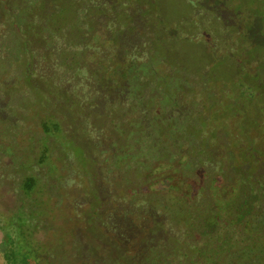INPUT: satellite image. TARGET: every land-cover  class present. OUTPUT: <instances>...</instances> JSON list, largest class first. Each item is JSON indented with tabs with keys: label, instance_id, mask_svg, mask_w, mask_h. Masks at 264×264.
I'll list each match as a JSON object with an SVG mask.
<instances>
[{
	"label": "rangeland",
	"instance_id": "374dc122",
	"mask_svg": "<svg viewBox=\"0 0 264 264\" xmlns=\"http://www.w3.org/2000/svg\"><path fill=\"white\" fill-rule=\"evenodd\" d=\"M7 3L8 0H3L4 5ZM9 3L10 14L22 13L21 28L27 29L25 35L16 33V38L22 45L21 59H31L24 52L23 41L28 40L34 53L39 51L32 58L33 68L30 65L31 68L25 72L32 77L34 87H41V90L37 88L38 91L35 92L31 85L19 83L16 68L24 74L25 65L21 64L23 61L14 64L11 71L1 77L0 264H15L14 250L23 247L25 241L27 244L21 257L26 250H31L37 256V264H79L80 258L77 254L74 257L79 261L74 258L66 261L77 242H81L84 251L91 247L98 250L103 242L98 240L96 233H105L111 227L108 224L114 220L111 217L110 221L100 224L93 213L90 215V196L94 188L90 187L89 178L96 164L92 169L87 167V172L84 164L79 168L76 153H83L82 147L87 136L76 122L66 121L68 112L73 118V108L77 109L81 105L79 100L84 76L80 71L91 77L89 71L100 67V74L107 77L114 68H125L129 70V79L139 77L144 88L151 91L155 90L157 83L170 88L169 84L174 80L172 85L178 94L174 95V102L171 104L173 109L182 117L191 113L198 116L200 113L207 126L200 135L191 125L195 118H187L188 121L181 124L182 131L175 135V141H178L175 152L183 149L182 144L188 135L198 138L196 134H199L197 157H208V153L213 151L217 155L215 161H220L222 166H215L214 162L207 161L204 156L202 165L187 169V153L183 151L171 163L170 152L167 154L160 150L159 157L153 160L152 175L158 178L161 175H166L167 178L176 175L174 180L179 181L176 184L178 188L175 185L178 190L176 194L190 195L188 200L185 199L187 206H198L205 200L206 193L194 189V185L201 179L206 182L205 185L210 183L209 180H216L221 185L223 196L220 195V200L229 201L230 198H238L237 195H242V198L252 196L245 185L244 192L239 193L243 180L239 173L232 171L230 162L245 159L241 148L247 147V141H252L261 150H253V153L257 154L256 158L261 164L264 163V154H261L264 152V128L259 125L264 121V0H9ZM96 11L98 12L95 14ZM81 20L87 21L88 25L91 20L98 22L96 30L83 34V39H86L76 47L77 50L85 52L82 58L75 60L84 66L82 70L79 64L68 57L65 56V62H61L57 55L50 53L48 45L53 35L42 31L46 28L55 30H52L53 41L61 46L68 36H72V32L80 31L77 28L82 25L79 22ZM13 28L11 17L0 18V36H7L8 30ZM65 53L70 57H78L72 51L66 50ZM0 54L4 57L6 52ZM150 55L155 60L153 70L157 72V80L150 79L139 68L133 67V62L151 63L148 60ZM117 63L118 67L115 65ZM65 72L72 73L64 88L73 96V108L70 105L64 108L63 102L55 104L58 98L69 103L72 101V97L61 94V88H56L62 86L59 77ZM8 78L10 83L5 82L9 81ZM127 81H123L125 85ZM103 94L106 95V92ZM143 96H148L146 91ZM8 101L14 106L8 105ZM129 102V97H125L121 106V109L129 113L128 118H153L157 115L152 108L154 99L148 103L152 109L147 106L148 110L142 112L127 111ZM256 114L259 115L257 128L251 124ZM116 117L124 118L123 115ZM103 118L101 115V120ZM56 121L62 123L64 135L46 136L49 141L44 136L41 138L44 134L43 125ZM171 125V122H167L160 128L164 130ZM103 127L107 132L102 130L103 137L94 140L104 144L105 148L115 147L114 138L121 144L127 138L126 141L134 145L135 136L121 134L119 131L115 133L112 126L106 124ZM221 133L222 140L214 138L213 134ZM162 136L166 138L164 131ZM202 136L211 138L213 146L206 149L205 144H202ZM173 142L171 138H166L164 145L171 146ZM130 146H127L126 151ZM187 146L185 143V147ZM136 149L143 151L139 144ZM59 155L62 156L61 159L58 158ZM84 156L88 163L95 158L101 164L104 162L103 166L107 168L105 160L99 159L100 153L94 151L93 147ZM41 157H46L44 164L39 162ZM253 160L254 156L245 164L249 165ZM61 165L66 170L59 171ZM99 167L100 165L97 169ZM210 167L213 169V177L208 179L204 171ZM67 168L76 169L73 172L67 171ZM244 169L246 170V166ZM259 170L263 173L264 168ZM33 175L39 179L40 186H36L34 192L26 195L23 181ZM258 175L259 172L252 178L255 179ZM56 178L60 180L55 181ZM94 185L97 189L99 183ZM109 208L108 205L107 209ZM22 211L32 212L31 224L19 220ZM109 213L110 210L105 214ZM181 216L186 218V214ZM238 218L235 214L228 216L229 221L233 222L229 224L232 229L245 236L251 234V226L244 222L246 218L243 221ZM92 225L95 229L98 228L97 232ZM93 233L95 236L92 238L90 234ZM109 235L114 236L107 234L108 237ZM129 235L126 237L130 238ZM260 235L264 239V235ZM120 243L126 247L129 242L121 238ZM198 245L202 247L201 240ZM187 255L184 253L182 259L185 260ZM193 260L200 262L201 258L194 256ZM253 261V264H264V260L253 258ZM220 264L226 263L223 261Z\"/></svg>",
	"mask_w": 264,
	"mask_h": 264
},
{
	"label": "trees",
	"instance_id": "16d2710c",
	"mask_svg": "<svg viewBox=\"0 0 264 264\" xmlns=\"http://www.w3.org/2000/svg\"><path fill=\"white\" fill-rule=\"evenodd\" d=\"M0 7H2L0 18L11 17L14 22V28L8 30L7 36H0V52H6L4 57H1L0 54V82H2L1 77L4 73L7 71L10 72L14 64L23 61L21 64L25 65L24 74L16 68V77H18L19 83L31 85L30 87H33L35 92L38 91L37 88L41 90V87H34L32 77L25 72L31 68L30 65H32L33 57L39 51L34 53V50L29 46L28 40L23 41L24 52L31 57V59L25 58L26 61H24L21 59L20 54V49L22 48L20 47L22 46L21 41L16 38L17 32L22 35H25L27 32V29H22L20 24L23 14L16 12L10 14L9 0L6 5L3 4V0H0ZM79 22L82 23L77 28L80 31L72 32V36H68L65 43L60 44L61 46L53 41V31L55 30H47L48 28L42 30L51 36L53 35L48 45L50 47L49 52L57 55L61 62H65L63 59L65 56L74 62L82 58L83 54L85 55V52L77 50L76 47L81 45L84 39H86V37L83 39V34L96 30V23H98L96 20H91L89 25L87 21L84 22L81 20ZM16 28H18V31ZM42 39H45V37L42 36ZM66 50L74 52L78 57H70L65 53ZM152 55L148 57L151 63L149 61L148 63L133 62V67L139 68L150 79L157 80L159 78L157 72L153 70V66L155 65L153 61L155 60L151 58ZM74 63L79 64L81 70L84 67L81 62L75 61ZM115 65L118 67V63ZM121 66L123 67L122 64ZM68 68L70 69V65L67 66ZM100 70V67L95 68L93 71L91 69L89 71L91 72V77H87L83 71H80L84 76L82 81L84 83L79 100L81 105L77 109L73 108L74 102L71 92L67 88H64L70 80L72 73L65 72L60 74L59 79L62 81V86H56V88L62 89L61 94H64L68 98L72 97V101L69 103L58 98L55 104L59 105L63 102L64 108L70 105L74 109L72 111L73 118L66 111L68 112L66 118L67 123L76 122L80 130L87 136L85 145L82 147L83 153H76L77 163H80L79 168L84 164L85 172H87V167L92 169L96 164V168H94L92 171L93 174L89 178L91 183L90 187L94 188L90 196V215L93 213L100 224H105V222L110 221L111 217L114 219L108 224L111 227H108L105 233H96L98 240L103 242V245L98 250H94L91 247L90 250L88 248L84 251L81 242H77L72 253L66 258V261L69 262V258H74L76 261H79L77 257H74L75 254L80 258L79 264H186V261H188V264H220L223 261L226 264H250L251 262L253 264V258L256 260H264V239L260 235H264V171L262 173L259 170V168H264V163L261 164V161L256 158L257 154L253 153V150L257 152L261 150L255 147L252 141H247V147L241 148V153L245 155V159H235L230 162L232 171L239 173L243 180V185L239 188V193H241L240 191L244 192L247 188V191L252 195L250 198H247L245 193L246 198H242V195H237L238 198H230L229 201L220 200L221 196H223V191L220 189L221 185L216 180H209L210 183L205 185L206 182L200 178L204 183L199 180V183L194 185V189L204 191L206 198L202 195V198H205V200L199 203L198 206H191L190 204L187 206L185 199L187 198L186 200H188L190 195L176 194L178 191L176 190L178 188L176 184L179 182H175L174 180L176 175L170 178H167L166 175H161L159 178L156 175H152L154 170L153 160L159 157L160 150H163L167 154L170 152L171 157L169 162L172 163L176 161L175 156L179 155L180 157L184 151L187 153V161H185L187 169H192L194 165L195 167L202 165L204 159L212 163L214 162L215 166L221 168L222 163L215 161L217 155L213 151H210L207 157L203 155L204 149L202 157L204 158L205 156V158L197 157V152H199L197 150V141L200 138L199 134H196L198 138H193L191 135H188L182 144L183 149L178 153L175 152L178 146V141H175V135L182 131L181 124L187 122V118L189 119L193 116L195 119L191 121V125L194 127V131H198L202 135L201 133L204 132V128L207 127L204 118L201 117L200 113L198 116L191 113V115L182 117L173 109L171 104L174 102V95L176 96L178 94L172 85L175 82L174 80L169 84L170 88L157 83L155 90L151 91L148 88H144L143 82L139 80V77L135 76L129 79L128 69L124 68L119 70L114 68L107 77L100 74ZM20 73L22 74L20 75ZM8 80L5 82L10 83L9 78ZM124 80H128L126 85L123 82ZM53 84L56 85L55 83ZM71 84L73 85V83ZM145 91L147 92V97L143 96ZM11 92L10 90L9 93ZM104 92H106V95H109H104ZM125 97H129L130 99V107L127 111L130 110L133 112L148 110L150 108L148 103L151 99H154L152 108L156 110L157 115L153 117L154 119L150 117H140L138 119L134 117L128 118L129 113L121 109L122 100ZM158 103L161 104L158 105ZM7 104L11 105V107L14 106L9 101ZM100 114L104 117L103 120L105 121L101 120ZM117 115H123L124 118L117 119ZM258 119L259 115L256 114L252 119L254 121L251 123L256 128ZM167 122L172 123L169 128H165L164 130L160 128L164 127V124H167ZM102 123L112 126L115 133L119 131L121 134L129 133L131 136H135L136 141L134 145L128 143L126 141L127 138L124 140L125 144H121L113 137L115 139V147L105 148L106 146L104 144L94 140L103 137L101 131L105 128ZM259 125L264 128V121L261 124L259 123ZM43 126L44 134L41 138L44 136L47 141L49 140L46 136L60 137L64 135L62 133L64 131L62 129V123L60 122L45 123ZM163 131L166 138H171L174 141L171 146L164 145L166 138L162 136ZM214 134L217 133L214 132ZM214 134V138L222 140L223 137L221 135L223 133L219 135ZM86 140L90 141V143ZM185 143H187V147H185ZM138 144L141 145L143 151L136 149ZM202 144H205L206 149L213 146L211 138L207 139L203 137ZM128 145L131 146L126 151ZM61 147L62 149L64 148L63 146ZM91 147H93L94 151L100 153L99 159L105 160L107 168L103 166L104 162L101 164L95 158L88 163L84 155L89 153V148ZM45 149L48 150V147L45 146ZM261 154H264V152ZM258 155L260 156V154ZM252 156H254L253 162L246 165L245 163L247 161L250 162L249 160ZM61 157L59 155L58 158L61 159ZM45 158L41 157L39 162L44 164L46 162ZM260 164L261 166H259ZM63 165H61L62 168H59V171L66 170ZM99 165L100 167L97 169ZM245 166L246 170L244 169ZM75 169L67 168V171L73 170L74 172ZM212 171V167L205 168L204 175L208 176V179H211L213 177ZM220 171L223 175H226L223 173V169H220ZM258 172V177L253 179ZM37 179L35 175L24 179L23 187L26 195L34 192L36 186H40V181L39 179L37 181ZM57 180L60 179L56 178L55 181ZM95 183H99L97 189V186L94 185ZM101 183H103L102 186ZM56 186L58 185L56 184ZM211 200L214 201L212 202ZM108 205L110 207L109 209H107ZM193 208L196 210L194 211ZM201 209H204V211ZM109 210L111 213L105 214ZM21 214L22 216L19 220L24 221L26 224L28 222L31 224L30 221L33 219L32 212L25 213V211H22ZM182 214H186L185 219L182 218ZM230 214H235L241 221L246 218L244 222L246 225L251 226L249 229L251 234L245 236L240 232H238L239 234L236 233L232 229V225H229L231 221H229L228 216ZM231 223L233 224V222ZM91 227L97 232L98 228L95 229L93 225ZM107 234H113L114 236L109 235L108 237ZM128 235L131 237H126ZM94 236L95 233L90 234V237L93 238ZM121 238H125L129 242L126 247L120 243ZM205 238L207 239L206 242ZM209 239L210 241H208ZM199 240L203 243L201 245L202 247L198 245ZM26 244L27 242L25 241L23 247H17L19 250H14L15 264H37V256L31 250H26V255L24 254L21 257ZM184 253L185 255L188 254L185 260L182 259ZM27 256H32L33 258H26ZM194 256L201 258L200 262L194 261Z\"/></svg>",
	"mask_w": 264,
	"mask_h": 264
}]
</instances>
